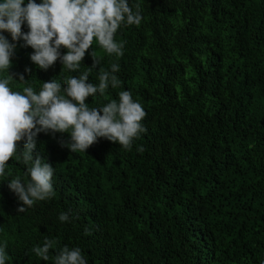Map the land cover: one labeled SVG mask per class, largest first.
I'll use <instances>...</instances> for the list:
<instances>
[{"label":"trees","instance_id":"trees-1","mask_svg":"<svg viewBox=\"0 0 264 264\" xmlns=\"http://www.w3.org/2000/svg\"><path fill=\"white\" fill-rule=\"evenodd\" d=\"M128 3L133 11L140 5L142 21L117 30L121 57L94 40L78 71L59 59L43 70L30 60L31 47L14 42L8 71L27 82L17 75L13 91L30 85L38 92L52 79L63 89L67 78L89 69V82L98 84L100 68L111 71L118 63L114 74L121 85H109L86 103L101 107L129 90L147 113V132L130 151L99 138L77 152L61 146L68 133H39L34 156L52 164L55 195L25 212H17L22 202L9 189L7 173L27 182L26 166L10 159L0 176L6 264H54L65 245L79 247L87 264H261L264 0ZM22 31H29L26 23ZM3 34L12 42L10 33ZM92 51L103 57L96 68ZM6 76L0 70V78ZM61 212L68 221L58 219ZM45 237L54 241L48 261L32 252Z\"/></svg>","mask_w":264,"mask_h":264},{"label":"clouds","instance_id":"clouds-1","mask_svg":"<svg viewBox=\"0 0 264 264\" xmlns=\"http://www.w3.org/2000/svg\"><path fill=\"white\" fill-rule=\"evenodd\" d=\"M136 11L128 0H0V70L8 76L0 78V176L6 175V165L14 156L26 166L27 182L20 176L9 177L8 187L22 202L17 212H25L37 201L55 195L52 183L54 168L38 153V134L68 133L69 139L61 140V146L70 152L86 151L99 138L118 143L131 150L134 139L147 132L142 123L146 117L142 105L132 98L129 90L120 91L119 99H113L101 107L90 108L89 96L97 92L103 95L106 89L116 88L121 81L114 73L118 63L111 64V71L100 68L98 84L89 82V71L66 79L63 87L56 80L44 81L40 90L32 86L22 91H13L9 86L18 75L27 82L23 74L8 70L12 65L16 43L23 40L25 47L33 49L30 60L40 69L47 70L59 59L62 66L78 71L82 60L95 40L108 55L123 56L124 42H118L115 34L122 24L139 26L142 21L140 5ZM27 24L29 31H22ZM8 32L11 41L3 34ZM67 51L63 54L60 49ZM92 68H96L103 57L91 52ZM25 71H31L26 68ZM63 92V94H62ZM138 151H143L140 146ZM19 152V155L17 153ZM61 222L69 220L67 212H61ZM85 234H90L85 229ZM54 241L45 237L42 246H34L32 252L44 261L49 260V251ZM7 241L0 244V264H6ZM54 264H87L79 247L65 245L54 257ZM264 264V261H261Z\"/></svg>","mask_w":264,"mask_h":264}]
</instances>
